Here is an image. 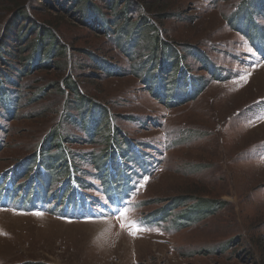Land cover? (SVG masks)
Instances as JSON below:
<instances>
[{
    "label": "rangeland",
    "instance_id": "374dc122",
    "mask_svg": "<svg viewBox=\"0 0 264 264\" xmlns=\"http://www.w3.org/2000/svg\"><path fill=\"white\" fill-rule=\"evenodd\" d=\"M31 1L41 20L61 22L62 39L86 64L73 74L81 98L98 99L111 120L87 137L71 90L66 99L53 90L30 102L26 83L21 104L0 103V174L6 175L0 182V264H264V50L253 45H264V0H143L160 21L161 40L184 57L182 68L154 88L134 76L113 43L82 26L77 13L56 2ZM2 2L7 4L0 0V17L7 13ZM167 3L171 10L160 11ZM250 18L252 28L247 24L250 31L244 32ZM90 47L122 67L119 75L89 64L81 50ZM57 72L39 70L34 77L45 83ZM63 100L74 102L64 105L74 118L66 123L71 139L63 145L76 170H52L49 161L57 157L52 166L60 164V154L19 161L55 126L54 111ZM111 134L123 137L120 151L133 144L157 162L150 172L131 162L133 176L121 180L119 193L108 187L109 170H101L115 142L110 144ZM119 165L118 157L110 166L114 178L127 175ZM50 176L55 181L46 190ZM199 198L208 199L202 209L195 206Z\"/></svg>",
    "mask_w": 264,
    "mask_h": 264
},
{
    "label": "trees",
    "instance_id": "16d2710c",
    "mask_svg": "<svg viewBox=\"0 0 264 264\" xmlns=\"http://www.w3.org/2000/svg\"><path fill=\"white\" fill-rule=\"evenodd\" d=\"M6 2L7 4L2 2V6L5 4L7 7L4 6L1 10L7 12L6 15L10 14L11 16L8 21V18L5 20L6 15L0 17V81L2 84L0 86V94L3 98V102L0 103L12 101L13 103L21 104L26 93L25 88H23L25 83L27 86L26 91L29 93L26 96L31 98L29 99L30 102L43 99L53 90L58 91L60 97L65 95L66 99L70 92L67 90H71L75 97L77 109L81 112L82 127L87 131V137L93 138L98 135L97 133L102 128V121L105 119H107V122L111 120L109 108L108 110L104 109L102 104L98 103V99L92 97L81 98L83 96L82 87L73 74L75 72L74 69L84 70L86 64L81 63V60H76V54L73 52L71 45L62 39L59 33L61 22L57 26L54 25L53 21L55 20H41L34 12L38 5L35 6L31 0H6ZM54 2L59 3L60 6L63 5L72 13H77L82 26L104 37L109 43H113L114 50L129 59L130 65L132 64L131 68L133 67L134 69L131 72L145 84V87L153 86L154 88V83L163 87L162 80L167 75H172V72L176 69L182 68L180 64L183 65L181 59L184 57L181 55V51L177 50V47L172 49L173 44L170 41L161 40L164 31L161 28L160 21L143 0H42L41 6ZM169 6H171L169 3L165 4L163 10L160 11H170L171 8ZM153 10L159 14L156 4L153 5ZM168 16H173V14ZM251 23H253L252 18L248 20L246 25L243 24L244 29L242 30L244 32L245 30L250 31L247 28V24L252 28ZM262 41L264 42V40ZM259 43H262L261 40H259ZM259 43H255L254 40L253 45L258 51L264 50V45ZM93 48L81 50L83 54L91 59L92 62L89 64H92L101 73L119 75V69L123 70V68L112 61V58L107 54H100ZM167 49H170L168 54L166 53ZM185 50H190V48ZM196 55L197 57H202L199 53H196ZM134 61H137V65ZM183 67L186 68V65ZM53 68L58 70L57 76L53 79L48 77L46 79L40 78L44 79L45 83H40L41 80L37 76L34 77L36 71H50ZM140 71L144 73V77L141 76ZM29 77L33 78L30 79ZM182 80L184 81L183 77ZM14 90L20 91L21 95H18L19 92L15 96L14 94L12 95ZM155 91L157 92V89ZM69 101L65 102L63 100L61 107L55 109L54 113H58L57 122L53 128H50V132L42 138L38 149L22 157L19 161L26 162L31 160L36 162L33 159L36 155L41 154L47 159V155L50 158V156L60 154L63 156L62 162L60 164L54 162L52 166V162L57 157L52 162L49 161L51 169L60 171L61 168H58V165L63 167V170L67 166L76 170L75 160L69 154V150L63 145L64 141L70 142L71 139L64 131L66 123L74 118V115L69 116L66 114V104L74 103L73 100ZM102 108L105 111V115H102L103 117L97 114V111ZM8 115H13V112L8 113ZM15 118L13 117V119ZM109 130L110 133H115L116 129L113 123ZM117 133L120 132L117 131ZM111 135L114 138L111 139L110 144L115 142L104 153L106 164L102 165L101 170H109L110 177L107 182L111 186L108 187L112 189L113 184V190L119 193L121 180L130 178L132 175L131 162H136L140 169L148 168L149 172L155 169L157 162L149 160L147 154L139 153L138 149L136 150L132 147L133 144L130 145V151H120L121 146L119 143L121 142L119 139L123 137L119 135L116 137L117 134ZM124 142L127 143V139L126 141L123 140ZM54 149L56 153H51ZM84 157L86 159L90 158L93 164L96 166L98 164L100 167V160L96 159L92 153H87ZM118 157L121 163L119 167L122 169L128 168L126 177L119 174L114 178L115 173L111 175L110 166L113 162L117 163ZM37 164L40 168L45 166L39 160ZM44 169L49 170L47 166ZM68 174V177H70L71 172ZM68 174L66 173V175ZM52 180L55 181L54 178ZM126 181L128 186L129 180ZM194 198L197 199L193 195L181 197V199ZM207 201L208 199L202 198L196 202L195 206H200L199 209H202V203Z\"/></svg>",
    "mask_w": 264,
    "mask_h": 264
},
{
    "label": "snow or ice",
    "instance_id": "6c2138e0",
    "mask_svg": "<svg viewBox=\"0 0 264 264\" xmlns=\"http://www.w3.org/2000/svg\"><path fill=\"white\" fill-rule=\"evenodd\" d=\"M131 227L136 228L137 231L142 230V229H139V227L138 226H135V225H132Z\"/></svg>",
    "mask_w": 264,
    "mask_h": 264
}]
</instances>
